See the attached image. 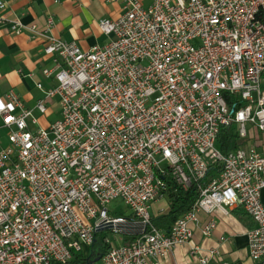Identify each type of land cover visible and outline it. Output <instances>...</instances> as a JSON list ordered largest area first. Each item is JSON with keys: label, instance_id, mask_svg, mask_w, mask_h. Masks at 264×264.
<instances>
[{"label": "built area", "instance_id": "1", "mask_svg": "<svg viewBox=\"0 0 264 264\" xmlns=\"http://www.w3.org/2000/svg\"><path fill=\"white\" fill-rule=\"evenodd\" d=\"M117 20L99 26L110 41L82 50L75 42L1 15L10 33L44 41L54 82L25 108L14 91L0 96V118L10 145L0 151V264H67L84 258L100 231L130 242L93 264H160L191 244L198 215L243 208L256 223L247 233L250 258L264 264V153L248 145L224 155L223 128L246 139L264 132V0H124ZM252 50L253 60H246ZM57 99L61 117L48 128ZM233 103V105H231ZM236 108V109H235ZM221 173L208 183L211 166ZM199 184L192 210L167 232L153 223L154 204ZM122 199L126 217L110 211ZM168 199V198H167ZM217 222L201 227L211 237ZM224 240V239H222ZM209 264L218 250L202 254Z\"/></svg>", "mask_w": 264, "mask_h": 264}, {"label": "crops", "instance_id": "2", "mask_svg": "<svg viewBox=\"0 0 264 264\" xmlns=\"http://www.w3.org/2000/svg\"><path fill=\"white\" fill-rule=\"evenodd\" d=\"M4 1L7 7L1 15L12 21L19 20L26 26H37L41 31L47 29L48 20L52 19L53 27L49 33L66 42H75L82 50L107 44L110 38L103 34L99 22L103 19L117 20L124 13L125 7L124 0ZM139 1L146 8L153 2ZM50 64V58L44 53L43 40L32 39L28 33L13 35L10 33L9 24L0 25V96L14 91L22 98L25 108H33L37 101L45 97L44 92L37 88V83L41 82L45 88L55 85L42 73ZM262 88L264 90V83ZM58 102L55 99L47 103L50 108L46 115L35 113L39 124L34 129H46L61 117ZM55 111H58V118L55 121L49 120L48 117ZM3 126L0 118V151L8 147L6 142L10 144L9 131ZM249 132L250 135L246 139L249 142L246 146L253 145L264 153V132H257L252 128ZM262 203L264 205V189ZM198 218L200 225H193L195 232L191 244L177 247L162 259L160 264H199L197 257L190 255L191 246L195 245L203 249L204 256L208 255L209 250L219 251L209 264H255L250 258L247 233L256 227V223L243 208H235L228 214L217 211L212 216L201 212ZM211 218L216 220L217 228L211 237L206 238L202 235L201 227ZM130 241L127 236L115 238L116 245L127 244ZM91 248L88 250V256Z\"/></svg>", "mask_w": 264, "mask_h": 264}, {"label": "trees", "instance_id": "3", "mask_svg": "<svg viewBox=\"0 0 264 264\" xmlns=\"http://www.w3.org/2000/svg\"><path fill=\"white\" fill-rule=\"evenodd\" d=\"M231 105H233V103H231ZM252 129L257 132L259 131L256 128ZM246 139H241L235 133L234 127H226L222 129L217 139L216 147L221 153H223L224 155H228L229 153L246 146L247 142H249ZM221 171L222 166L220 164H215L211 166L208 178L205 180L206 183H208L212 178L218 176ZM199 197L200 191L198 183H193L187 191L178 189L177 192H175L174 190H172L167 197L170 203V210L165 214L155 215L153 218V223L160 230L168 232L180 218H182L192 210ZM108 236L109 231L106 230L97 233L96 240L92 245L89 256L87 258H84L81 254L75 253L73 261L67 264H88L90 262L95 261L98 257H104L113 248L112 244L105 243V239Z\"/></svg>", "mask_w": 264, "mask_h": 264}, {"label": "rangeland", "instance_id": "4", "mask_svg": "<svg viewBox=\"0 0 264 264\" xmlns=\"http://www.w3.org/2000/svg\"><path fill=\"white\" fill-rule=\"evenodd\" d=\"M58 116H59L58 111H55L53 115L48 117V119L51 121H55L58 118ZM32 129H34V127H32ZM6 144H7L6 146L10 145L7 142ZM109 210L117 212L118 214H122L126 217H129L131 215V210L127 207V205L124 203L122 199H117L113 201L109 205ZM169 210H170V203H169V200L165 198L161 200L159 203L153 205L151 209V213L153 215H161L163 212L167 213ZM109 237L116 244L115 237L110 232H109Z\"/></svg>", "mask_w": 264, "mask_h": 264}, {"label": "bare ground", "instance_id": "5", "mask_svg": "<svg viewBox=\"0 0 264 264\" xmlns=\"http://www.w3.org/2000/svg\"><path fill=\"white\" fill-rule=\"evenodd\" d=\"M245 57H246V60H253L252 50H245Z\"/></svg>", "mask_w": 264, "mask_h": 264}, {"label": "water", "instance_id": "6", "mask_svg": "<svg viewBox=\"0 0 264 264\" xmlns=\"http://www.w3.org/2000/svg\"><path fill=\"white\" fill-rule=\"evenodd\" d=\"M101 260V258L100 257H98L95 261H93V262H90V263H88V264H93V263H96V262H99Z\"/></svg>", "mask_w": 264, "mask_h": 264}]
</instances>
